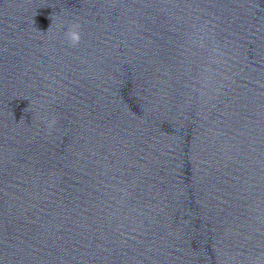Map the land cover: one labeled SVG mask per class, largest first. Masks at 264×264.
Returning <instances> with one entry per match:
<instances>
[{"label":"clouds","instance_id":"clouds-1","mask_svg":"<svg viewBox=\"0 0 264 264\" xmlns=\"http://www.w3.org/2000/svg\"><path fill=\"white\" fill-rule=\"evenodd\" d=\"M50 19V17H49ZM64 39L70 47H75L80 43V25L71 24L67 27V30L64 32ZM55 125V120L49 122L48 127L51 129Z\"/></svg>","mask_w":264,"mask_h":264}]
</instances>
